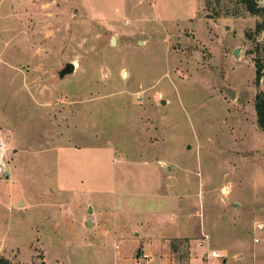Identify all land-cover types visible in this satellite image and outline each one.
Returning <instances> with one entry per match:
<instances>
[{
    "label": "rangeland",
    "instance_id": "obj_1",
    "mask_svg": "<svg viewBox=\"0 0 264 264\" xmlns=\"http://www.w3.org/2000/svg\"><path fill=\"white\" fill-rule=\"evenodd\" d=\"M258 4L232 16L215 0H0V264H132L129 236L84 226L93 185L116 181L127 184L113 191L126 216L143 221L131 238L168 232L156 214L176 204L171 221L187 230L172 238L171 264H190L191 238L192 264H209L214 248L227 264H254L264 246ZM68 62L75 71L61 78Z\"/></svg>",
    "mask_w": 264,
    "mask_h": 264
},
{
    "label": "crops",
    "instance_id": "obj_2",
    "mask_svg": "<svg viewBox=\"0 0 264 264\" xmlns=\"http://www.w3.org/2000/svg\"><path fill=\"white\" fill-rule=\"evenodd\" d=\"M111 164L117 163L118 158L114 157L112 153L109 155ZM121 158V156H120ZM122 160V159H121ZM101 174V172H99ZM103 181H105V178L102 177V175L99 176ZM83 181V178H80ZM124 182V181H122ZM128 182V181H127ZM115 186V187H112ZM127 186V184H119L118 181L115 183H112L109 186H104V184L93 185L92 190H90L92 193L93 201H90V205L92 207V212H88L85 214L83 219L85 221L87 220V225L84 224L86 227V232H90L92 229H94L93 232H95V235L98 233L101 237L102 236H108L110 233V229H114V231L120 232L123 236H129L130 241V250L129 254L126 258H129L132 264H171L172 256H173V250H172V238H181L186 237L184 236L185 230H187V227L182 222H176L174 223L171 221L173 218V213L176 209V204L172 205L171 207L167 208L169 209L168 212H165V214H162L159 216L157 213L156 216L160 218V223L163 225H168V232L165 231H154L150 234V236L147 237L148 234H146L147 229H144L146 234V237H143V239H135L131 238L134 237V232L136 236H140V232H137L138 228H142L143 221L140 219H134L133 217L126 216L128 215V205L127 203L120 202V199L117 192H113L115 189L116 191L118 189L123 190V187ZM117 187V188H116ZM91 189V188H90ZM153 189V188H152ZM151 192H155L156 195H158V188H154ZM95 193V194H94ZM88 203V202H87ZM91 219L92 224H88V220ZM84 222V220H83ZM159 222V221H157ZM193 224V223H192ZM171 225L175 226L172 230ZM192 226V225H191ZM199 225L198 223L194 224V230L198 229ZM90 228V229H89ZM176 231V234L173 231ZM97 231V232H96ZM196 233V231H194ZM155 233V234H154ZM160 233V234H158ZM156 235V236H153ZM193 237V236H191ZM94 240V239H93ZM258 240V239H257ZM190 264H192L193 259L197 258L193 252V238L190 240ZM116 242L115 247L119 249V244ZM87 245H91L89 247H97V245H102V242H85ZM84 245V244H83ZM141 248V256L138 257V255H133L134 250ZM215 249V248H214ZM195 250V249H194ZM222 251H224V248H221ZM209 251H205L204 258H206V261L209 264H215L212 262V257L208 256ZM257 253L256 260L254 259V264H264V246L261 247L259 252ZM123 256H120L118 253L117 255V261H120V258ZM125 257V256H124ZM200 258V257H199ZM202 261L204 259L201 257ZM217 259V258H216ZM223 264L228 263V258H222Z\"/></svg>",
    "mask_w": 264,
    "mask_h": 264
},
{
    "label": "trees",
    "instance_id": "obj_3",
    "mask_svg": "<svg viewBox=\"0 0 264 264\" xmlns=\"http://www.w3.org/2000/svg\"><path fill=\"white\" fill-rule=\"evenodd\" d=\"M208 1V5H209ZM215 2L218 5V12L221 10H226L227 15H232V16H238L241 14L242 9L251 13V14H259L261 11V8L258 4V0H237L236 5L238 6L237 9H231L230 11L227 10L225 7V0H215ZM260 29V28H259ZM263 77L262 74V66L257 65V82L258 84L260 83L261 79ZM256 110H257V115H258V122L260 127L264 130V93L260 91L256 98Z\"/></svg>",
    "mask_w": 264,
    "mask_h": 264
},
{
    "label": "water",
    "instance_id": "obj_4",
    "mask_svg": "<svg viewBox=\"0 0 264 264\" xmlns=\"http://www.w3.org/2000/svg\"><path fill=\"white\" fill-rule=\"evenodd\" d=\"M114 42H115L114 41V38H112L111 43L113 44ZM234 55L235 56L238 55V49H236L234 51ZM75 68H76V64L74 62H68V63H66L65 67L60 70L59 76L61 78H63V77H65L68 74H72L75 71ZM224 89L229 93L231 99H234L235 98V95H236L235 89L229 88L227 86H225ZM163 103H165V100H163ZM5 175L7 176L8 175V172H5ZM89 211L92 212V207L91 206L89 207ZM88 224H92L91 219L88 220ZM141 254H142L141 253V248H139L138 249V252H137L138 257H140Z\"/></svg>",
    "mask_w": 264,
    "mask_h": 264
},
{
    "label": "built area",
    "instance_id": "obj_5",
    "mask_svg": "<svg viewBox=\"0 0 264 264\" xmlns=\"http://www.w3.org/2000/svg\"><path fill=\"white\" fill-rule=\"evenodd\" d=\"M208 256L213 257V258H217V259L223 258V254L220 251H218L217 249L210 250V252L208 253Z\"/></svg>",
    "mask_w": 264,
    "mask_h": 264
},
{
    "label": "bare ground",
    "instance_id": "obj_6",
    "mask_svg": "<svg viewBox=\"0 0 264 264\" xmlns=\"http://www.w3.org/2000/svg\"><path fill=\"white\" fill-rule=\"evenodd\" d=\"M1 166H2V155H1V152H0V170H1Z\"/></svg>",
    "mask_w": 264,
    "mask_h": 264
}]
</instances>
